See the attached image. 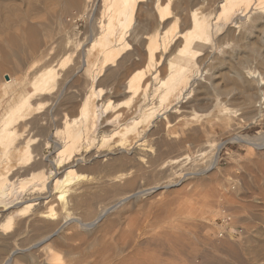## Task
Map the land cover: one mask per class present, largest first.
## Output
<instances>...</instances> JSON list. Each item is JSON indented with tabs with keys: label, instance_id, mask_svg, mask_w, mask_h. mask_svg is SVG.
<instances>
[{
	"label": "bare ground",
	"instance_id": "obj_1",
	"mask_svg": "<svg viewBox=\"0 0 264 264\" xmlns=\"http://www.w3.org/2000/svg\"><path fill=\"white\" fill-rule=\"evenodd\" d=\"M45 17H49V24L39 20ZM80 20L85 21L82 35L76 32ZM258 33L264 34V0H0V35H4L0 36V42L10 46L15 41L30 39L26 55L12 60L13 63L0 61V254L4 255L0 264H19L17 259H25L28 264H46L39 260L42 256L39 254L54 251V245L62 248L60 253L63 251L71 264H107L110 246L105 239L94 243L97 248L92 246L82 252L81 247L70 243L74 237H56L57 231L72 223L82 226L90 223H82L75 217L80 208H86L83 215L90 206L99 208L97 212L93 207L96 211L91 212L95 215L93 223L118 208L124 211L126 203L135 207L141 196H151L160 188L168 189L172 183L143 188L140 178L141 181L135 176L128 179L123 169L126 176L123 181L119 177L111 180L104 177L105 181L91 187L81 184L86 178L82 171L95 172V176L143 164L149 170L158 168L167 173V167L177 163L191 148L194 137H199L201 150L214 142L200 139L212 129L207 122H219L216 125L228 131L237 117L264 122V37L260 35L259 39ZM233 92L239 97L238 110L232 108L236 107L233 101L230 103L235 96L231 98ZM193 107L203 114H194ZM190 109L192 113H188ZM233 140L254 150L264 148L261 135L254 139L235 136ZM222 145H215L210 165L201 168L200 174L217 166ZM174 153L177 156L173 158ZM117 181L122 184H110ZM138 182L141 184L137 185ZM115 196H120L115 203L107 202ZM223 212L226 211L222 207L220 213ZM42 221L51 229L45 232L42 227L45 234L38 242L31 248L10 250L16 237L38 231ZM105 226L110 231L109 224ZM185 235L180 243L186 246ZM248 235L238 244L243 252L252 248ZM165 236L157 237L158 240L153 237L155 241L145 243L144 250L154 252L148 255H158L156 260H149L151 264H170L173 255L169 252L173 244L170 239L175 241L179 237ZM258 236L262 239L261 234ZM142 250H138L140 256ZM176 251V255L181 253ZM221 251L218 252L222 258ZM203 254L204 263L211 264L213 258ZM234 255L237 252L233 251ZM112 257L110 261L116 258Z\"/></svg>",
	"mask_w": 264,
	"mask_h": 264
},
{
	"label": "rangeland",
	"instance_id": "obj_2",
	"mask_svg": "<svg viewBox=\"0 0 264 264\" xmlns=\"http://www.w3.org/2000/svg\"><path fill=\"white\" fill-rule=\"evenodd\" d=\"M55 7H56V4H55ZM53 11L54 10L52 9V12ZM39 20H42V21L44 20V21H46V23L50 22L49 17L41 18ZM65 20H69V19H65ZM47 24H49V23H47ZM84 28H85V21L84 20L77 21L76 32L79 35H82ZM260 35H262V37ZM0 36H4V35H0ZM259 36L261 38H263L264 34L258 33L256 35V37L261 39ZM29 40H30L29 37H27V38H25V40H20V42L15 41L12 44H9L10 46H8L7 44L5 45L4 43L0 42V61H5L7 63L8 62L13 63L14 61H16L15 59L20 58L24 54L26 55L27 51L29 50V47H28V43L30 42ZM10 48H12V49H10ZM12 56H13V58H12ZM12 60H13V62H12ZM251 61L256 63V61H254V60H251ZM255 63H254V65H255ZM251 65H253V63ZM251 67H254V66H251ZM256 70L257 71L260 70L259 72H261V71L263 72L264 69L263 70L262 69H259V70L256 69ZM222 81L225 83V79L221 80V84H223ZM262 89L264 92V87H262ZM262 89H261V92H262ZM236 93L237 92L232 93L233 95H231V98L234 95L236 97L234 96L230 101L231 104H233V102H234L233 105H235V106L238 105V99H239L238 94H236ZM234 98H236L237 100H235ZM235 101L237 102L236 104H235ZM231 104H230V107L232 106ZM236 107L234 108V106H232L233 109H237V110L241 106H239V107L236 106ZM193 108H192L193 110L192 109L188 110V113H192L193 111H195L193 113L194 114L196 113L197 116H199V114L200 115L203 114V112L200 111L201 109H198L197 107H193ZM191 110H192V112H191ZM239 118L242 120H240ZM199 119H201V121H203V122H205V120H206V118H203V119L199 118ZM250 119L251 118H249V120H248V118H247V121H246V117H245V119H243V117H237L235 120H232V125L235 129L232 130V128H233L232 127L230 129L231 131H228L226 129L219 127L218 125H216L219 122H216L214 120H211L209 123L207 122V124H210L208 127L212 128V129L207 134L208 136L206 135L204 138H200V139H202L203 141L209 140L211 142L213 140L214 142H212V144L210 146L205 147L206 149L203 148V150L206 151L205 152V151L201 150L202 148H200V145H198L199 144L198 143L199 137L196 136L197 140H196V137H194V139H192V141L190 142V145H189V147H191V148L188 147L189 149L186 150V153L184 152L183 155H181V156H183V157H181L182 159H180L174 165L173 164L170 165L171 167L173 166L172 168L170 166L167 167V169H169V171H167V173H162L163 170L158 169V168H157V170L154 169L153 171H152V169L149 170V168L146 165L143 167V164H141V165L139 164L136 167L131 168V170L128 168L113 169L112 171L107 170L105 173H108V174L106 175L105 173L104 174L102 173L103 177H101L102 175L100 173H98V174L96 173L94 176L93 174L95 172L90 173L91 172L90 171L89 173H87L88 171H86V170L82 171V173L84 172L83 175H86V178L82 182L80 181L81 184L86 185V186H91V187H96L97 182L105 181L106 179H104V177L107 179L109 178V180H111L112 178H116V177H119V179H122L123 177H126V176L128 177V179H131L135 176V178L136 177L138 178L137 181L140 178L142 181L141 180H139V181H141L143 184H141V182H138L137 185L141 184L143 186V188H150L153 186L162 187L164 185H167V183L168 184L172 183V184L170 186L171 189L170 188H168V189L160 188L159 190H157L158 192L156 191L155 193L151 194V196L150 195L141 196L139 198L140 201L137 202L135 207L133 205L126 206V204H128V203H126V204H124V206H125V208L127 207L129 209L122 208V206H121V208L124 209V211L123 210L121 211V209L118 208V210L116 209V210L112 211L111 213H108L103 218H101V219H99L93 223H92V221H93L95 215L93 214L94 215L93 216L91 212L96 214V211L98 212L99 208H97L94 205L93 207L96 209V211H95V209L92 206H90V208L92 207V209L94 210V211H92V209L90 210V208L87 207V209L89 208L88 212H90L91 214L86 211L85 212L86 215H83L84 210H86V208L85 209H84V207L82 209L80 208L79 210L80 211L82 210V213L79 210H77L79 212H77V211L75 212V217L78 216L77 218L82 223H84V222L85 223L90 222V223L84 225L85 227L82 226V224H78V223H74L75 225H78L77 227L73 223H72V225L70 224L69 226L68 225L64 226L58 230L59 232L57 231L56 237H58L59 235L60 236L64 235L67 238L74 237L72 242H70V243L72 245H74V247H78V246L81 247L82 252L83 251L86 252L87 250H90V248H92V246H94V248L95 247L97 248L98 245H96V244L102 242L103 239H105L104 240L105 243L107 242L106 244L107 245L109 244L108 246H110L109 247L110 250L108 251L109 255L108 254L106 255V257L108 256V258L106 259L108 261L107 264H111L112 262L114 264L115 263L120 264V263H123L124 260L127 263L124 262L123 264H129V263L132 264L133 262H134V264L135 263L137 264L138 262H139V264H145L149 260L152 261V258H154V259L157 258V257H155L157 254L152 255L154 252L152 253V250H149L148 248H147V250H149V251L146 252L145 251L146 250L145 243L151 241L150 239H153V237L155 238L157 235H158L157 237L161 238L160 237L161 232H163L161 239H164L165 234H167L168 236L169 235L170 236L175 235V238H176V236L179 237V239L176 238L177 240H179V242H177L175 238H174L175 239V241H174L173 238L170 239L168 237L170 239V243H173L174 246L176 244L178 245V243H179V247H180L179 248L177 245L175 247H173V244H171L172 246H170L171 247L170 249L172 250L174 248L175 250L170 251V249H169V252L170 253L172 252V254H173L172 258H170L171 259L170 264H206V263H204L203 259H201V258L205 257V256H202L203 253H204L203 255H209L210 257H212L213 260L215 261V263H214V261L212 260V263H214V264H264V256H263V254H264V248H263L264 247V243H263L264 242V238H263L264 237L263 236L264 235V226H262V224L264 225V148L254 150V148H252L249 145H245L244 143H241L239 141L236 142V140H233L235 136H244L245 138L247 137L250 139L257 138L258 136L260 137V135L264 136V122L260 121L259 123H261V124H259L257 121H255L254 118L252 119V121H250ZM253 121H255V122H253ZM230 132H232V133H230ZM209 134H211V135H209ZM218 143L219 144L222 143L223 145H222V148L218 154L219 158H218L217 166H215L214 169L213 168L209 169L210 171H207L208 174L207 173L200 174L199 171L201 170V168L205 169V168H207L208 165H210V162L212 160V157H213L215 149H216L215 145H217ZM193 146L195 147L194 149H193ZM207 148H209V150ZM210 148H211V150H210ZM192 149L194 150V152ZM175 154L176 153L172 154L173 158L175 156H177ZM199 167H200V169H199ZM135 168H137V169L140 168L141 170L140 169L137 170ZM146 168H148V169H146ZM123 169L124 170L126 169L125 170L127 173V174H125L126 176H124L125 172H123L124 171ZM127 169H128V171H127ZM134 169L136 170V173H135ZM116 171L119 174L118 176L116 175L117 174ZM145 171L147 172V174ZM140 172H141V175H140ZM195 172H197V173H195ZM157 173H160V174L158 175ZM135 174L136 175L138 174L139 177L136 176ZM111 175H113V176H111ZM114 175H116V176H114ZM146 175H148V176H146ZM160 175H163V176H160ZM208 175L209 176L211 175L213 177V178L210 177V179H212L213 181L212 180L210 181ZM181 176H183V177H181ZM202 176H204V177L202 178ZM205 176H206V179H205ZM169 178L172 179L173 181H171ZM173 178H175V179H173ZM181 178H183V179H181ZM100 179H102V180H100ZM168 179L171 182H169ZM207 179H209L208 184L205 183ZM122 181H123V179H122ZM122 181H117L115 183L113 182L110 184L118 185V182H119V185H121ZM143 181H147V182L145 183ZM174 182H176V183H174ZM173 184H174V186H172ZM103 185H106V184H103ZM91 190L94 191L95 188H93ZM179 192H180V194H179ZM183 194H185V195H183ZM119 197L115 196V197L111 198L110 200H108L107 202L113 203ZM206 202H208V204ZM149 204H151V205L155 204V205H153V207H152ZM159 204L161 207L159 206ZM131 207L132 208L134 207V208L132 209ZM222 207H223L224 211H226V212H223L224 214L220 213V212H222ZM119 211L123 212V213H121V215H120ZM227 212H228V214H227ZM229 214L231 216H235L234 217L235 219L233 217H230ZM232 220H233V222H232ZM235 220H239V223H238V221L235 222ZM240 220H242V221L240 222ZM39 223L40 224H38V226L39 225L40 226L38 227V231H40V229L42 230L44 227H45V229H44L45 232L47 231V229H51V227H49L50 225L48 223L46 224V221H42ZM107 223L111 227L110 231H109L108 226L104 227V224H107ZM236 223H238V224H236ZM42 224L44 226H41ZM110 224H112V226ZM113 224H114V226H113ZM189 224H191V225H189ZM47 225L49 228H46ZM79 225H81V226H79ZM139 226L141 227L140 229H139ZM101 228H104V229L100 230ZM171 228L173 229V231H176V232H174L175 234H173ZM178 228H179V230H177ZM249 229L251 230L252 233H250ZM257 229H259L263 233V235ZM44 230L39 232L40 235H42L41 237H39L40 235L38 234V231H31V232L28 231L26 233L27 235H29L28 237L25 234H24V236H23V234L20 235L21 237L18 236L19 239H18V237H16L17 240L16 239L13 240L10 250L20 249V248H22V249L31 248L33 246V244L38 242L43 237ZM107 230H108V232H107ZM161 230H163V231H161ZM244 230L247 231V233H245ZM256 230L258 231V233H256L257 232ZM101 231H105L106 233L105 232L102 233ZM114 231H116V232L113 235ZM248 231H249V233H248ZM179 232L181 234H179ZM34 233L39 235V236L35 235ZM176 233H177V235H176ZM128 234H129V236H128ZM138 234H139V236H138ZM159 234H160V236H159ZM247 234H249L248 236L250 238H252L251 242L255 241L256 244L254 243V245H253V242L252 243L250 242L249 246L252 245V248L248 247V249L243 252V250L241 249V246L239 245L240 246L239 247L238 244H240V242L244 241L241 239H242V237L245 238V235H247ZM251 234H252V236H256V237L254 238V237L250 236ZM258 234L259 235L261 234V237L263 240L260 239ZM77 235H78V237H77ZM111 235L113 238H111ZM118 235H120L122 238ZM184 235H185L184 242H185V244L187 243L186 246L184 244H181V243H183V241H182L183 238L181 240V237H183ZM103 236H105V237H103ZM131 236H133V237H131ZM56 237H55V239H56ZM90 237H92V238H90ZM124 237H125V239H124ZM129 237L131 239L132 238L133 239L131 240ZM157 237L155 240L159 239ZM21 238H22V240H21ZM81 238H83V239H81ZM118 238L119 239L121 238V239L119 240ZM37 239H39V240H37ZM90 239H92V241H90ZM122 239H124V241ZM85 240H87V241H85ZM115 240H116V242H114ZM117 240L119 241V243ZM126 240H127V245L125 242ZM259 240H261L260 242H262V243L258 242ZM81 241L85 242V244L80 246V244L83 243ZM89 241H90V243H89ZM121 241L125 242V243H122ZM87 242L89 243L90 247L87 246L88 245V244H86ZM94 243H96V244H94ZM115 243H118V244H115ZM137 243L138 244L141 243V244L138 245ZM143 243H144L145 247H143ZM191 243H193V244H191ZM220 243H222V244H220ZM224 243H225V245H224ZM234 243H236V244L234 245ZM111 244L113 245V248H111L112 247ZM194 244L196 246H194ZM182 245H184V250L187 251V252L185 251L186 253H182V251H184L182 248ZM211 245L212 246L214 245L213 250L211 249L212 248ZM227 245L229 247H227ZM29 246H31V247H29ZM82 246H84V247L82 248ZM217 246H218V249H217ZM233 246L235 248L236 247L237 248L235 249ZM115 247H117V248L119 247L118 248L119 250ZM185 247H188V248L186 249ZM215 247H216V250H215ZM114 248L117 249V251ZM124 248H127V249H124ZM144 248H145V250H144ZM192 248L194 250H196V249H198V250H196L195 253L191 254L189 252H194ZM223 248L225 251L223 250ZM61 249L62 248L60 246L54 245L53 249H52L54 251H49V252H47V254L44 253L46 256H44V254L40 253L39 255H42V256L39 258V260H43L46 264H67V263L71 264L69 262L71 260L69 258L63 256L64 255L63 251H62V253H60ZM120 249H123V251ZM128 249L130 251H128ZM139 249L142 250L141 254L143 252V254L141 256L139 255L140 254V252L138 251ZM176 249L178 252L180 251L182 254L179 252L180 254L177 253V255H176V253H175ZM34 250L35 249H31L32 252H35ZM134 250H137V251H134ZM217 250L218 251L223 250V252L221 251V254L224 253V255L222 254V256L224 258H227L229 256L230 258L229 257H228L229 259L228 258L224 259L223 257L221 258L220 252H218ZM114 251H115V253L117 252L116 254H118V255L120 254V251H122L123 253L125 251V253H124V255H122L123 253L121 252V255H119V256L116 255L115 253H113V255L115 254V256H113L112 252H114ZM208 251L210 253L214 252L212 254H214L215 256L207 253ZM226 251L228 252V254ZM233 251L237 252V255H234L235 258L237 256H239V257L242 256V257L241 258L237 257L235 259L234 256L232 257ZM196 252H199V254ZM215 252H216V254H215ZM229 252H232V253H229ZM137 253L140 256V258H138L139 256L137 255ZM149 253H152V254L148 255ZM240 253H242V255H240ZM248 253H250V254L248 255ZM135 254L137 256H134ZM257 254L258 255L260 254V255L257 256ZM60 255H62L63 257H61ZM170 255H169V257H171ZM225 255H227V256H225ZM112 256L114 258L119 257L118 258L119 261H116V260H118L116 258L114 260V258ZM120 256L122 258L125 257V259L120 258ZM151 256H153V257H151ZM216 256L220 259H218ZM2 257L4 258V255L0 254V262L3 260ZM57 257H58V259H57ZM111 257L113 258L112 260H114V261H110ZM127 257H129L131 259L128 258L129 259L128 260V259H126ZM185 257H186V259H185ZM252 257L253 258L257 257V259L254 258L256 261ZM65 259H68V260H65ZM216 260L218 262L220 261V263H217ZM17 261L19 264H28V262L25 259H17ZM66 261H67V263H66ZM151 261H149L148 264H151L152 263ZM210 262H211V260H210Z\"/></svg>",
	"mask_w": 264,
	"mask_h": 264
}]
</instances>
